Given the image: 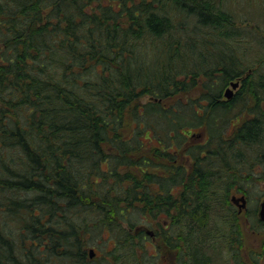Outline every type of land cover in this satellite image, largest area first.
Instances as JSON below:
<instances>
[{"label": "trees", "instance_id": "1", "mask_svg": "<svg viewBox=\"0 0 264 264\" xmlns=\"http://www.w3.org/2000/svg\"><path fill=\"white\" fill-rule=\"evenodd\" d=\"M147 117L161 144L203 129L214 153L183 166V264L226 244L248 263L230 194L264 169V0H0V264H90L91 240L99 264H148L134 230L177 199Z\"/></svg>", "mask_w": 264, "mask_h": 264}, {"label": "flooded vegetation", "instance_id": "2", "mask_svg": "<svg viewBox=\"0 0 264 264\" xmlns=\"http://www.w3.org/2000/svg\"><path fill=\"white\" fill-rule=\"evenodd\" d=\"M231 84L229 86L226 87L225 91H224V95L225 92L227 90L228 87H230ZM240 86V82L239 85L234 88V90L238 89ZM233 90V96L235 94L236 91ZM232 96V97H233ZM232 97L228 98L226 96H224L223 99L225 100H229ZM183 100H185L183 98ZM183 134L182 138V142L181 145L182 147L184 146V143L186 140L190 141V142H194L191 143V146L188 147V150L185 151L183 153V161L178 162V159L171 155V151H169L168 147L169 145L167 144L168 140L165 139L164 142L162 143V147L161 151L162 154L160 156V162L159 164L160 169L157 170L158 174H160L164 181H171V185L169 187H167V191L174 197L177 199V205H179V202L181 200V196L183 194V166H185L188 170V173H192L194 170L196 169H200L202 167V164L206 161V159L210 160L211 158H213V149H210V147H206V143L208 141L209 135L207 134L206 130H199V129H186L183 130L181 132ZM172 135V133L170 134ZM195 139H198V141H196ZM169 142H171L172 145L175 144L174 140H169ZM199 147V150L197 152V154H195L194 156L190 153V149H192L194 146ZM195 146V147H196ZM178 151L180 150L179 146H178ZM176 151V150H174ZM247 192H240V191H236L234 193L230 194V200L232 202V204L234 205L235 209L237 210V212L239 214H243V212L246 210L247 206H248V196H247ZM244 196L246 198V207H244L243 209L240 208V203L241 201L238 202V198ZM264 198V197H263ZM263 200V199H262ZM261 200V201H262ZM260 201V202H261ZM260 205V203H259ZM259 209V207H258ZM170 215H166V217H163L160 220H154L155 222H157V226L155 229H143V228H139L134 230L135 234H138L140 231H145V237L147 238L146 241L144 242L145 246H146V254H147V259L149 261L148 264H183L182 260V254H183V248H184V242H183V238H182V230H173L171 231V223H172V217L174 215H178V213H180L178 206L176 207V209H174L173 206L170 207ZM225 212V211H224ZM257 215H258V210H257ZM259 218V217H258ZM246 220L248 221V218H246ZM260 221H263L261 219H259ZM152 221V220H151ZM247 221H245L247 223ZM161 223L162 225L159 226L158 223ZM264 222V221H263ZM249 226V225H248ZM245 228V226L243 227ZM244 230V229H243ZM167 237H171L174 238L175 241H168L166 240ZM158 238L160 241L159 243L154 244V239ZM152 245H155L156 248H158V250L161 249L162 247V255H160V251H158L157 253H150L149 249ZM90 249H96V247H91ZM89 250V260H92V258H95L97 255H99L98 251H95L94 255L91 256ZM264 248H262V250L259 251V256L262 257V255L264 254ZM216 252H218V255H222L223 256V264H231L232 261H230L231 258H233L234 264H237V257H234L233 255H237L236 253H232L231 249H229L227 247L226 244V248H224V250L220 247L219 251L216 250ZM159 254V257L157 258ZM152 257H154V261L152 259ZM216 257L214 256L213 259H215ZM217 258H219L217 256ZM263 260V258H262ZM245 264H249L245 263Z\"/></svg>", "mask_w": 264, "mask_h": 264}, {"label": "rangeland", "instance_id": "3", "mask_svg": "<svg viewBox=\"0 0 264 264\" xmlns=\"http://www.w3.org/2000/svg\"><path fill=\"white\" fill-rule=\"evenodd\" d=\"M234 91H237V90L235 89ZM147 99L148 97L145 96L142 98V101H146ZM184 99L187 100L189 99V97L185 96ZM145 126L149 128V132H147L144 137V141L148 142L147 143L148 148L146 149L145 153L146 155H151L152 151L155 149V147L151 148L152 146H159V147L163 146L158 140L159 138L156 137L157 136L156 130H161V127L163 125H161L160 122H158L157 120L155 121L151 117H147V123L145 124ZM171 133H172V136L169 140L170 141L174 140L175 144L172 145L171 142H169L168 150L171 151V155L175 156L178 159V162L183 161V158H182L183 153L187 151L188 147L191 146V143H194V142H190L186 140L184 143V146L182 147V145H179L178 143V141H181L182 138L174 132H171ZM195 140L198 141V139H195ZM178 146L180 148L179 151L177 149ZM253 171H254V177L252 178V180L249 183V186L247 187L248 188V195H247L248 196V206L246 210L243 212V214L241 215V218H243L244 221H247L246 218H249V217L254 218L255 214H256L255 218L258 217L257 210L259 207V203L264 197V178L260 177L264 169L262 167H256ZM246 213H248L249 216ZM259 225L260 224H258V226ZM156 226H157V222H155L154 220L152 221L150 220V222L139 224L137 229L139 228L155 229ZM258 226L256 228H251L248 226L247 223H245V228L243 230V235H242L243 244L239 247V252L244 261L252 262L253 258L257 257L259 254V251L262 250V248H264L263 246L264 231L259 230V228H261L262 226H259V227ZM98 236H100V234H98ZM92 239H95L94 235L92 236ZM159 241L160 240L158 238L154 239V244L159 243ZM97 242L99 243V240H95V241L91 240L89 243V246H87V251H89L91 247H97V244H96ZM112 246L113 244L110 242L107 246V249L110 250ZM161 250H162V247L160 250H158V248H156L155 245H152L149 249V252L152 254L153 252L157 253L158 251H160L159 253L160 255H162ZM98 253L99 254L101 253V250L99 248H98ZM158 257H159V254L157 258ZM152 259L154 261V257H152ZM230 261H232L231 264H234L233 258H231ZM89 262L90 264H99L98 260H96L95 258H92V260H89Z\"/></svg>", "mask_w": 264, "mask_h": 264}, {"label": "water", "instance_id": "4", "mask_svg": "<svg viewBox=\"0 0 264 264\" xmlns=\"http://www.w3.org/2000/svg\"><path fill=\"white\" fill-rule=\"evenodd\" d=\"M238 85H239V80L232 81L231 82V86L228 87L226 92H225V96L228 97V98L232 97L233 96V90ZM237 200H238V202L241 201V203H240V208L241 209L246 207V198L244 196L239 197ZM258 216H259V219L264 221V198L260 202L259 209H258ZM90 254H91V256H93L95 254L93 249H91Z\"/></svg>", "mask_w": 264, "mask_h": 264}, {"label": "bare ground", "instance_id": "5", "mask_svg": "<svg viewBox=\"0 0 264 264\" xmlns=\"http://www.w3.org/2000/svg\"><path fill=\"white\" fill-rule=\"evenodd\" d=\"M42 247H43V246H42ZM42 250H43V251H45V249H44V248H42Z\"/></svg>", "mask_w": 264, "mask_h": 264}]
</instances>
